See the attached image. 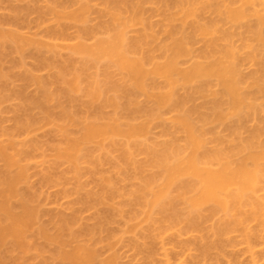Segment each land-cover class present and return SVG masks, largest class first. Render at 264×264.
<instances>
[{
	"label": "bare ground",
	"instance_id": "bare-ground-1",
	"mask_svg": "<svg viewBox=\"0 0 264 264\" xmlns=\"http://www.w3.org/2000/svg\"><path fill=\"white\" fill-rule=\"evenodd\" d=\"M14 1L0 16V61L7 50H38L40 66L58 68L52 84L60 90L56 96L41 76L20 74L41 90L28 106L45 115L17 118L11 133L1 128L0 264H119L115 251L126 236L146 264H184L194 253L200 261L193 264H264V0H26L41 36L23 32L26 12ZM58 49L68 54L60 65L48 55ZM100 63L104 81L90 72ZM81 92L85 117L75 108ZM58 97L69 107L56 116L48 103ZM154 125L162 142L151 141ZM42 129L58 137L50 153L29 139ZM139 153L148 163L136 160ZM29 161L45 166L39 175L48 188L66 181L52 168L68 167L64 176L76 180L70 191L79 204L66 206L69 215L61 207L42 221L48 213L40 211V189L28 183ZM84 164L100 193L81 192ZM149 166L156 172L145 176ZM111 173L120 181L135 176V187L119 191ZM79 206L104 210L82 228ZM118 218L116 232L109 226Z\"/></svg>",
	"mask_w": 264,
	"mask_h": 264
},
{
	"label": "rangeland",
	"instance_id": "rangeland-1",
	"mask_svg": "<svg viewBox=\"0 0 264 264\" xmlns=\"http://www.w3.org/2000/svg\"><path fill=\"white\" fill-rule=\"evenodd\" d=\"M12 1V0H11ZM10 0H2L1 1V3H0V16H2V14L4 13H6V12H8L7 11V9H8V6H10L9 4H11L10 2H11ZM14 1V0H13ZM15 4V6L17 5V6H19V8L21 7L22 9H23V7H25V9L27 8V5L29 4V2L28 1H26V0H15L14 2H13V5ZM27 4V5H26ZM32 4V3H31ZM30 4V5H31ZM25 9H23V13L24 12H26V10ZM3 14V15H4ZM28 14V15H27ZM23 16H24V14H22ZM27 15V18L25 17ZM155 14H152V21L155 23H157V22H159L160 20H159V17H157V15H155ZM25 16L23 17V18H25V20H26V22L27 21H29V17H30V20L32 21V24H31V22H30V25L28 26V23L26 24L25 23V20H24V24L23 23H21V25L23 26V28H22V26H21V29L23 30V32H26V30H27V32H29L30 31V33H29V35L31 34H37L38 32V34L41 36V35H43V34H45V32H44V30H38L37 28H36V26H35V20H36V17L34 16V14H30V13H28V12H26L25 13ZM32 17H34V18H32ZM93 17V18H92ZM91 17V19H94L95 17L94 16H92ZM28 19V20H27ZM156 19V20H155ZM93 21V20H92ZM92 23H94V22H92ZM155 23V24H156ZM25 24L28 26H25ZM26 27V28H25ZM34 27V28H33ZM29 28V29H28ZM30 28H31V30H30ZM24 29H25V31H24ZM36 31H38V32H36ZM43 31V32H42ZM26 32V33H27ZM31 32H33V33H31ZM38 35V36H39ZM39 36V37H40ZM91 42V41H90ZM32 49H29L28 51H26V52H28V53H26V54H23L22 56L21 55H17V53H14V52H12L11 50H7L6 52H8V53H5L4 52V55H3V57L5 58V59H7L6 61H5V59L2 57L1 58V61H0V81L2 82H0V84H1V86H0V88H2V89H0V132H1V130L3 129V130H6L7 129V131L9 130V132H10V130L12 131H14V129H13V124H15L16 123V119L18 118L19 119V117H20V119H21V117H23V116H25L26 118H27V116L26 115H28V117H30L29 115H33L34 117L36 116V117H41L42 116V114H44L45 113V111L43 110V109H40L39 107L38 108H36L35 106L33 107L32 105H30L29 104V106H28V101L30 102V99H31V97L32 98H34V96H36L35 98H39V97H41V90H40V88L38 87V86H36L35 84H31V83H24L23 81L21 82V76L22 75H25V73L26 74H28V73H31L32 75L33 74H35L36 75V77H40L41 76V78H39V79H41V80H43L44 81V83H45V87H47L46 89L48 90V91H50V92H54V94H58L59 93V90H60V84H57V83H53L52 84V81H54L55 82V80H54V78L56 79V76H57V74H58V68H53V67H51L49 70H47V68H44V66H40V64H39V58L37 57V55H36V53L38 54V50H37V52H36V50L35 51H31ZM60 50L58 49V53L56 54V52L53 54H48L49 55V57L50 58H53V60H55V59H57V63H59V64H57V65H60V64H62V63H65L68 59V54H67V52H66V50H64V51H62V49H61V51L59 52ZM31 52V53H30ZM32 52H33V54H32ZM45 52V51H44ZM43 52V53H44ZM9 53H11V54H9ZM13 53V54H12ZM46 54H47V52H46ZM55 54L56 55H58L59 54V56H55ZM66 54V55H65ZM12 55V56H11ZM39 55V54H38ZM48 55H45V56H48ZM9 56V57H8ZM55 57V58H54ZM46 59V58H45ZM47 59H48V57H47ZM52 60V59H51ZM66 60V61H65ZM4 61V62H3ZM13 61H16L17 63H13ZM19 61V62H18ZM61 61V62H60ZM19 63H21V64H19ZM22 63H23V65H22ZM16 64H18V65H16ZM14 65V66H13ZM21 67H20V66ZM102 65V66H101ZM18 66V67H17ZM39 66L41 67V70H40V68H39ZM100 67L98 68V69H94L93 71L91 70L90 72L91 73H94L95 74V72H96V76H99V74L100 73H102V71H103V69H101L103 66H104V63H100V65H99ZM12 67V68H11ZM22 67H23V69H22ZM35 67H37L38 69H34ZM49 68V67H48ZM4 69V70H3ZM13 69H15V70H13ZM33 69V70H32ZM13 70V71H12ZM29 70V71H28ZM38 70V71H37ZM101 72H100V71ZM2 71H3V73H2ZM7 71V72H6ZM9 71V72H8ZM13 73H12V72ZM15 71H17V73L15 72ZM31 71V72H30ZM33 71L35 72V73H33ZM36 71H37V74H36ZM19 72V73H18ZM22 72V73H21ZM55 72V73H54ZM100 72V73H99ZM115 72H117V71H115L114 70V73ZM98 73V74H97ZM5 74H7V75H5ZM8 74H10V75H8ZM20 74H21V76H20ZM55 74V75H54ZM93 74V75H94ZM118 74V72L116 73V75ZM39 75V76H38ZM90 74H89V72L86 74V79H84L85 78V75H84V81L86 80H89V76ZM8 76V77H7ZM100 76H101V74H100ZM100 76L98 77V79L100 78ZM7 77V78H6ZM11 77H12V79L14 80L15 79V81H13L12 79H11ZM88 77V78H87ZM43 78V79H42ZM52 78V79H51ZM101 78L102 79H99V80H101V81H104L103 80V76H101ZM9 79V80H8ZM7 82H8V84H7ZM47 82V83H46ZM48 82L50 83V84H48ZM57 85V86H56ZM50 88H49V87ZM4 88V89H3ZM5 88H6V90H8V91H6L5 90ZM10 89V90H9ZM50 89V90H49ZM4 90V91H3ZM15 90V91H14ZM20 90V91H19ZM23 90V91H22ZM11 91V92H10ZM14 91V92H13ZM5 92V93H4ZM8 92V93H7ZM2 93V94H1ZM10 93H12V94H10ZM6 96H8V97H6ZM8 94V95H7ZM9 94H10V96H9ZM17 96H16V95ZM21 94H23V96L24 97H21L20 95ZM57 94H56V96H57ZM3 95V96H2ZM77 95V96H76ZM75 96H76V98H77V103H76V105L77 106H75V108L78 110H76V112L77 113H79L78 114V116L79 117H85L84 115H86V112L87 111H85V109H86V107H85V102L87 101V98L84 96V94H83V92H81V93H79V94H76ZM82 96V97H81ZM4 97L6 98V100L4 99ZM16 97V98H15ZM18 97H19V99H18ZM61 97H63V96H61ZM61 97H58V99H55L54 101H52V102H50V103H48V107H49V109H50V111L53 109V110H55L54 112H53V110L51 111V113L52 114H55L56 116H59V114L61 115L62 114V107H63V105L64 106H66L65 108H68L69 107V104L67 103V101H65V98H61ZM10 98V99H9ZM80 98V99H79ZM12 99V100H11ZM15 99H17V100H15ZM21 99V100H20ZM29 99V100H28ZM5 100V101H4ZM11 100V101H10ZM26 100V101H25ZM28 100V101H27ZM54 102V103H53ZM62 104H61V103ZM20 103V104H19ZM27 103V104H26ZM59 103H60V105H59ZM16 104V105H15ZM18 104V105H17ZM57 104V105H56ZM4 105V106H3ZM21 107H20V106ZM17 106V107H16ZM22 106L24 107V108H22ZM33 108H32V107ZM59 106V107H58ZM61 106V107H60ZM27 107V108H26ZM52 107V108H51ZM19 110H18V109ZM56 108V109H55ZM74 108V109H75ZM38 109V110H37ZM59 109H61V110H59ZM17 110V111H16ZM40 110V111H39ZM41 110H42V112H41ZM59 110V111H58ZM31 111V112H30ZM34 111V112H33ZM80 111V112H79ZM19 112V113H18ZM22 112V113H21ZM29 112V113H28ZM36 112V113H35ZM58 112V113H57ZM14 113H15V115H14ZM33 113H35V114H33ZM82 113H84V115L82 114ZM17 114H19V115H17ZM17 115V116H16ZM45 115V114H44ZM43 115V116H44ZM42 116V117H43ZM23 119H24V117H23ZM15 120V121H14ZM2 122V123H1ZM4 124V125H3ZM7 126V127H6ZM5 127V128H4ZM10 127V128H9ZM2 128V129H1ZM14 128H15V126H14ZM43 130V129H42ZM42 130H40V131H38V132H35L29 139L31 140L32 139V142L34 143L35 141L42 147H40L41 149H44V150H46V152H51L50 150H51V145L54 143V141H56V139L58 140V137H54V136H56L55 134L53 135V132L51 133H49V130L48 129H44L43 131ZM48 130V131H47ZM153 130V131H152ZM42 131V132H41ZM46 131V132H45ZM161 130L159 129V127L158 126H156V125H154V126H152V129H151V134H150V138H151V141H153L154 143H156V142H162L163 141V137H160V134H161V132H160ZM4 132V131H3ZM152 132L154 133V134H152ZM5 133H7V132H5ZM11 133V132H10ZM40 133H42V134H40ZM38 134V135H37ZM156 135V136H155ZM35 138H34V137ZM44 136V137H43ZM39 137V138H38ZM23 138V137H22ZM38 138V139H37ZM160 138H161V140H160ZM19 139V138H18ZM21 139V138H20ZM34 139V140H33ZM46 139V140H45ZM156 141H154V140ZM160 140V141H158V140ZM45 140V141H44ZM29 142V141H28ZM35 142V143H36ZM42 142V143H41ZM44 142H45V144L46 145H49V146H46L45 144H44ZM57 142V141H56ZM34 143V144H35ZM52 143V144H51ZM149 143V142H148ZM37 147H38V145H37ZM39 148V147H38ZM94 148V147H93ZM23 149V148H22ZM24 149H28V148H24ZM40 149V150H41ZM48 149V150H47ZM95 149V148H94ZM119 151H117V154L118 155H116L117 157L119 156V153H118ZM97 155H98V152H95ZM95 154V155H96ZM116 154V152L115 153H113V155H115ZM141 154H143V153H141ZM140 153L139 154H136V155H138L137 157H136V160L137 161H139L140 163H141V161H142V163L143 164H145V162L146 163H148V161H147V158H148V156H146V154H143V155H141ZM48 155V154H47ZM115 156V157H116ZM40 159H37L36 161H37V163H38V161H39ZM149 160V159H148ZM1 162V161H0ZM35 161H29V162H25V164H26V166L28 167V175H29V180H28V183L30 182V184L29 185H31V184H35V185H32V186H35V188L33 187V189H36V191L38 190L39 191V189H40V191H41V193L40 194H42V196L40 195L39 196V200H40V202H39V200H38V204H39V207H40V211H42L43 213H44V209H45V212L46 213H48L47 215L45 214H43V215H41L43 218H44V216H47L48 218H45L44 220H43V218H42V221L44 222V221H46L47 220V224L50 222V219H49V217H50V215L54 212V215H55V212L57 211V210H60V212H62V211H64V209L66 208V206H68L69 204H71V205H75V206H78L79 204L77 203L76 204V202H77V198H75V197H77L76 195H72V193H71V191H70V188H71V190H72V192L74 191L73 189L75 188L74 186H76V180L74 181V179H72L73 177H72V175H71V178H67V177H70V175L69 176H67L68 175V171L67 172H64L65 170H68V167L66 168V166H60V167H58V168H55L56 170H54V168H52V173L54 174V176L55 175H57V176H55V177H58V175H60L59 176V178L61 177V178H63V179H66V181L64 180V182L62 181V182H60L59 184H62L63 185V183H64V185H63V187H65L66 189L68 188V194L70 195H72L70 198H65V197H63L62 195H63V193L62 192H67V191H65L64 189H63V187L61 186V185H59V186H61L62 187V189H61V187H57L56 186V188H55V186H51V187H53V188H51V187H46V185L45 184H43L42 182H43V180L44 179H42L43 177H42V175H39V174H41V172H40V170L44 167L45 168V166H43V164H42V167L41 166H39V167H41V169L38 167V164L40 165V163H34ZM40 162V161H39ZM33 164V165H32ZM32 165V166H31ZM0 168H2V166H3V164H1L0 163ZM82 169L84 170V171H82V173H81V175L82 176H80V182H81V184H82V186L83 187H87V189H86V187L83 189V191H81V192H83L84 194L87 192V190L88 191H90V192H88V194L89 193H97V192H101V189L102 188H100L101 186L99 185V183H98V178H96L95 176H93V175H90L87 171L89 170V166H87L86 164H84V166L82 165ZM86 167V168H85ZM110 167V166H109ZM109 167H104L105 169L104 170H106V169H110L109 170V172H111V170H112V168H109ZM29 168H30V170H29ZM60 168V169H59ZM65 168V169H64ZM38 169H39V171H38ZM148 169V170H147ZM147 169H145V173H144V175L145 176H149V175H146V173L147 174H150V173H152L153 171H155L156 172V170L155 169H153V168H151L150 166L149 167H147ZM153 169V170H152ZM43 170V169H42ZM146 170H147V172H146ZM29 171H31V172H29ZM106 171H108V170H106ZM132 171L133 170H131V174H133L132 173ZM152 171V172H151ZM40 172V173H39ZM114 172V171H113ZM32 173V174H31ZM62 173H63V175H62ZM65 173V174H64ZM85 173V174H84ZM134 173H136V171L134 170ZM154 173V172H153ZM64 175H66L67 177H65ZM111 175L113 176V175H115V178H117V187L119 188V191H122V189H125V191L126 190H129V188L132 190V188L133 187H135V186H132L133 184H135V182L136 181H134V179H135V176H133V177H131L132 175H130V177L129 178H126L127 180L128 179H132V181H126V180H121L120 181V177H116L117 175L114 173H111ZM134 175V174H133ZM151 175V174H150ZM90 176V177H89ZM136 176H137V173H136ZM40 177V178H39ZM84 177V178H83ZM114 177V176H113ZM60 178V179H61ZM114 178V179H115ZM120 178V179H119ZM134 178V179H133ZM63 179H61V180H63ZM68 179V180H67ZM113 179V180H114ZM130 179V180H131ZM42 180V182H40ZM72 180V181H71ZM118 180L120 181V182H118ZM137 180V179H136ZM33 183H32V182ZM115 182H116V180H114ZM124 181V182H123ZM138 181H140L139 179H138ZM67 182H70L69 184L67 183ZM72 182V183H71ZM74 182H75V185H74ZM68 186H67V185ZM132 184V185H131ZM140 184V183H139ZM28 185V186H29ZM44 185V186H43ZM48 185H50V184H48ZM66 185V186H65ZM70 185H71V187H70ZM98 185H99V187H98ZM125 185V186H124ZM137 185H138V183H137ZM37 186V187H36ZM39 186H41V187H39ZM94 186H96V187H94ZM115 186V187H116ZM30 187V186H29ZM42 187L44 188V189H42ZM94 187V188H93ZM132 187V188H131ZM32 189V188H31ZM43 190V193H42V190ZM45 189L47 190V191H45ZM98 189V190H97ZM121 189V190H120ZM21 190L23 191V192H27L28 190H27V183L26 184H23V185H21ZM60 190H61V192H60ZM84 190H86V192L84 191ZM97 190V191H96ZM130 190V191H131ZM30 191V190H29ZM34 191V190H33ZM62 194H60V193ZM128 192V191H127ZM39 193V192H38ZM37 193V194H38ZM49 193V194H48ZM83 193H80L79 195H78V198H79V196H83L84 194ZM81 194H83V195H81ZM39 195V194H38ZM45 195H46V197L47 196H50L49 198L47 197H45ZM86 195V194H85ZM44 196V197H43ZM43 197V198H42ZM58 198V199H57ZM62 198V199H61ZM42 199V200H41ZM46 199H47V201H46ZM49 199V200H48ZM57 199V200H56ZM68 199H70V200H68ZM74 199V200H73ZM51 200V201H50ZM54 200V201H53ZM55 200H56V202H55ZM72 200H73V203H72ZM69 201V202H68ZM45 202V203H44ZM67 202H68V204H67ZM55 203V204H54ZM57 204H60V206L59 205H57ZM67 204V205H66ZM55 205H57L56 207H57V209H56V207H55ZM63 205H65V207L63 206ZM74 206V207H75ZM64 208V209H62V211H61V209L60 208ZM73 207V208H74ZM79 208H80V206L77 208H74V210L75 211H79L80 212V214H82L81 216L83 217L82 219H81V221H80V223H82V224H80V225H82L83 227L82 228H84V226H87L88 227V225H93L94 224V221L96 220L97 221V217L94 219V217L96 216V215H98V211L101 213L104 209H102V208H99V210L97 211V212H94V210H90V211H88L87 212V210L86 211H84L83 209L84 208H82V210H79ZM69 210V207L68 208H66L65 210ZM102 209V210H101ZM49 210H51V211H49ZM65 211V214H67V215H69L70 213H68L69 211ZM74 210H73V212H74ZM96 211V210H95ZM50 212H51V214H50ZM59 211H57V213H60ZM67 212V213H66ZM72 212V213H73ZM82 212V213H81ZM84 212V213H83ZM42 214V213H41ZM50 214V215H49ZM85 215V216H84ZM53 216V215H52ZM117 219V218H116ZM120 220L121 221H123V219L122 218H118V220H116L115 221V223L113 222V224H111V226H109V227H111L110 229H116L115 231L117 232L118 231V229L119 228H121V226H123L122 224H123V222H120ZM217 220V219H216ZM83 221V222H82ZM95 221V222H96ZM118 221H119V223H118ZM83 223H84V225H83ZM121 223V224H120ZM210 223H212V222H208L207 223V225L209 224L210 225ZM119 224V225H118ZM90 225V226H91ZM95 225V224H94ZM89 226V227H90ZM108 227V228H109ZM113 227V228H112ZM117 227V228H116ZM78 228H81V226L80 227H78ZM111 230V231H112ZM105 236V235H104ZM128 236H126L125 237V239H124V242H123V244L122 245H120L121 247L123 246L124 248H121L120 246L119 247H117V246H115V247H117L116 249H117V251H115V253H117V255L119 254L118 253V251H120V253L121 254H119V256L120 255H122V257L120 258L121 259V264H140L141 262V264H146V260L145 259H143L144 257H145V255L144 254H140V255H138L135 251H133L131 248H129L128 246H129V240L131 239V237H128ZM170 238V237H169ZM169 238H167L166 239V242L168 241L169 243L171 242L170 240L171 239H169ZM184 239H185V236L183 237ZM184 239H182V240H184ZM128 240V241H127ZM165 242V243H166ZM167 242V243H168ZM126 243V244H125ZM103 244V243H102ZM104 245V244H103ZM128 245V246H127ZM97 246V245H96ZM102 245H100V247H99V245H98V247H96V249L98 248L99 250H98V252H99V254H100V252H102L100 255L102 256V258H104V256L106 257V255L108 254V253H111V251L110 252H107V251H105V250H107V249H104V248H102L101 247ZM158 246V248L160 249V251H161V245H157ZM106 247V246H105ZM103 249V250H102ZM130 251H129V250ZM158 249V250H159ZM238 249V248H237ZM128 252H127V251ZM156 250H157V247H156ZM157 250V251H158ZM240 250V249H239ZM113 251V250H112ZM160 251H158V254L160 253ZM181 251V250H180ZM235 251H237V252H239L238 250H235ZM234 251V252H235ZM123 252V253H122ZM124 252H125V254H124ZM178 253H181V252H179L178 251ZM236 253V252H235ZM103 254V255H102ZM112 254H114V253H112ZM133 254V255H132ZM138 255V256H137ZM142 255V256H141ZM144 255V256H143ZM198 255V254H197ZM195 256V253L193 254V255H191L190 256V258L189 259H187V263L185 262L184 264H193V262H198V261H200V258L198 257V256ZM238 255H241V253L239 252L238 253ZM100 256V257H101ZM135 256H136V258H135ZM195 256V257H194ZM107 257H108V255H107ZM159 257V256H158ZM157 257V258H158ZM139 260H138V259ZM143 260H142V259ZM199 258V259H198ZM240 258H244L243 256H240ZM101 259V258H100ZM119 259V260H120ZM158 259H161L160 257L158 258ZM190 259H191V261H190ZM196 259V260H195ZM244 259H246V258H244ZM145 260V261H144ZM138 261V262H137ZM159 261V260H158ZM243 261H245V260H242L241 262H242V264H247V259H246V261L243 263ZM120 262H119V264H120ZM132 262V263H131ZM211 262V263H210ZM210 262H207V263H209V264H216L214 261H210ZM214 262V263H213ZM226 264V262L224 261V260H222L221 261V264Z\"/></svg>",
	"mask_w": 264,
	"mask_h": 264
}]
</instances>
